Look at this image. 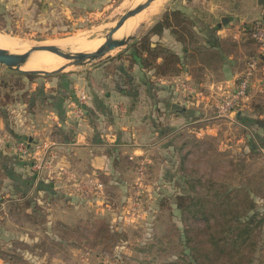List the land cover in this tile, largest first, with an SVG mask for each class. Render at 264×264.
I'll return each instance as SVG.
<instances>
[{
  "label": "crops",
  "instance_id": "0c3cea01",
  "mask_svg": "<svg viewBox=\"0 0 264 264\" xmlns=\"http://www.w3.org/2000/svg\"><path fill=\"white\" fill-rule=\"evenodd\" d=\"M181 9L172 15L190 17V56L179 55L176 70L169 74L142 65L140 59L112 57L49 78L35 75L30 79L28 74L15 71L24 77L21 86L18 78L0 82V208L27 198L31 204L25 208L30 210L36 206L45 212L41 199H49L50 207L56 204L51 201L62 200L65 207H77L79 202L81 209L82 202L74 203L69 192L76 186L81 194L93 196L94 180L89 177L99 179L110 194L121 190L128 193L136 181L135 163L141 159L147 167L154 164V171L158 170L160 188L168 167L158 169L156 163L162 165L161 154L174 146L168 137L179 128L177 125L190 124V162L194 166L190 165L191 191L225 194L246 188L253 202L251 213L263 212L264 194L259 193H264V183L259 182L264 177L244 185V173L237 169V162L263 146L264 60L238 111L218 117L214 101L215 96L234 89L246 59L258 52L257 43L244 27L256 19L264 20V6L258 0H190V8L183 5ZM170 25L162 27L160 35L149 36L151 46L163 45L176 54L189 50L173 35ZM161 61L159 57L157 62ZM3 68L13 71L0 64V75ZM181 83L191 86L192 97L186 95L187 88L179 89ZM82 93L87 94L88 101L79 118L71 108ZM174 103L181 109H174ZM20 141H28L31 150L36 144L48 145L56 153L55 165L63 166L66 172L51 174L49 182L40 180L39 176L49 173L37 174L29 167L31 160L17 150ZM201 158L209 162V169L197 166Z\"/></svg>",
  "mask_w": 264,
  "mask_h": 264
},
{
  "label": "rangeland",
  "instance_id": "374dc122",
  "mask_svg": "<svg viewBox=\"0 0 264 264\" xmlns=\"http://www.w3.org/2000/svg\"><path fill=\"white\" fill-rule=\"evenodd\" d=\"M142 1L144 0L135 3L127 2V0H76L67 3L61 0H0V32L18 39L20 42L18 46L23 48L43 42L60 41V39H66L79 32L91 31L94 28V30L100 28L99 37L105 39L108 31L116 25L125 11ZM183 5L189 9L190 0H157L153 2L149 8L142 12L141 21L144 20V24L128 45L115 48L82 67H88L112 57L131 59L130 54L127 53L128 50L137 45L143 47L144 41H148L153 33L161 32L160 30L165 26L169 28V24L173 28V35L182 41V45L189 47L188 51L184 48L186 51H180L178 55L183 56L184 54L183 57H189L190 17L172 15L177 11L181 13ZM151 47L155 52L162 50L173 52L172 49L163 45ZM257 47L259 53L258 44ZM23 48L19 51L24 52ZM62 48L66 51L71 50L67 47ZM261 67L260 62L253 82L259 77L258 72L260 73ZM73 70L76 69L68 67L64 73L60 74L67 75ZM15 71L3 68L0 82L3 81L6 84L18 78L20 85L25 83L22 74ZM39 76L49 78L48 75ZM182 84H179L178 87L180 86L179 89L184 91ZM179 89L177 88L178 91H180ZM177 126L179 128L172 133L170 138L168 137L173 141V148L166 152L167 154H161V157L164 156L162 165L156 163L158 169L164 165L168 167L166 173L162 172L165 178L160 188L157 184L159 177L156 172L158 170L154 171V164H150L151 168L147 167L149 165L145 164V159H141L135 163L136 181L128 193L121 190L110 194L103 187L100 190L95 189L94 195L91 197L81 194L75 186L74 191H70L69 195L74 203L82 202L81 209L78 207L79 202L76 203L77 207H74L73 204L72 207L70 204H66L65 207L61 205L62 200L51 201L56 204L54 207H50L47 204L49 199H41L45 212L25 208L23 207L25 202H22L20 207H13L11 204L9 207L7 206L9 202L4 204L0 208L1 263L187 264L190 262L198 264L193 257L194 253L195 256H200L201 261H206L209 264L210 259L203 255L201 249L203 243L199 246L197 244L199 239L197 228L205 226L203 218L206 215L203 214V210L209 212L213 208L210 207V201L206 208H190V197H192L190 195L195 196L199 193L203 197L207 196L209 199H213L210 196L214 192L202 191V189L199 192L191 191L190 165L194 166L193 161L190 162V124ZM153 151L152 153H155ZM211 154L216 153L212 152ZM166 155H168L167 159ZM205 161L201 158L196 164L204 170L209 164L208 161ZM153 162L155 161H150V163ZM237 169L244 173V185L245 183L254 184L255 177L264 176V146L258 153H252L250 157L244 158L240 164L237 162ZM72 175L73 173L69 176L72 177ZM52 176L45 175L38 178L49 182V178ZM65 178L71 181L69 177ZM73 179L75 180V177ZM64 183L72 185L68 181H64ZM228 183H230L228 186L232 184V182ZM259 194L262 196L264 193ZM181 196L184 198L182 202L188 207L177 205L181 201L178 197ZM50 208L52 209L50 210ZM183 208H185L184 214ZM80 216H84L82 220L77 219ZM46 219L47 221H45ZM99 221L109 223L111 226L108 233L107 231L103 232V235L107 237L105 238L109 239L107 241L95 242L93 238H89L92 233L89 227ZM189 225L190 228L192 227L190 231L192 234L191 246H194L191 251L184 243L182 236ZM210 225L215 229L219 227L211 221V224L205 226L207 231H210ZM262 229L264 230V226ZM199 232L202 234V231ZM27 233H30L28 239L26 238ZM112 236L113 238H111ZM105 243L108 244V247H105ZM255 261L258 264H264V233L255 254Z\"/></svg>",
  "mask_w": 264,
  "mask_h": 264
},
{
  "label": "trees",
  "instance_id": "16d2710c",
  "mask_svg": "<svg viewBox=\"0 0 264 264\" xmlns=\"http://www.w3.org/2000/svg\"><path fill=\"white\" fill-rule=\"evenodd\" d=\"M165 51L167 50L155 52L151 47L150 39H148V41H144L143 47L137 45L132 48V52L129 54L132 59H140L142 65L154 67L158 73L169 74L176 70L177 64L180 62L181 58L174 52ZM256 55L260 57L261 61L264 60V54L256 52ZM159 57L162 58L160 63L157 62ZM26 76L30 79L37 77L32 74ZM18 85L21 86L20 83H18ZM56 103L59 104V100H56ZM262 104L264 107V102H262ZM262 143L264 146L263 141ZM27 160L30 161L31 159ZM31 163L32 161H30L29 167ZM261 183H264V181L261 180L259 184ZM262 189H264V187L262 188L261 184V190ZM190 196H192L190 197V208H206L208 207L207 203L210 201V207L213 209L209 210V212L203 210V214L206 215L203 218V225L207 226L208 224H211V221L216 225H219L218 229H215L214 226L211 228L210 225V228L212 229H210V231H207L205 226L203 228H197L199 235L197 244L199 246L203 243V248L201 249L203 255L210 259L209 264H258L255 261V254L264 233V230L262 229L264 226V211H260L257 214L251 213L253 210V202L250 198V191L246 188H242L235 192H226L225 194L215 192L210 196L213 199H209L207 196L203 197L199 193L195 196ZM178 198L179 200L181 199V201H179L177 205L183 207L184 203L182 200L184 198L182 196ZM22 202H25L23 207L31 204V201L27 200V198L20 202L13 201L10 204L13 207H20L22 206ZM34 207L35 208L33 209L35 211L42 210V208L39 209L36 206ZM184 210L185 208L182 209L183 214L185 213ZM110 228V224L104 223L103 221L94 223L93 226L89 227V230H92L89 238H93L95 242L100 240L107 241L109 239H106L107 237L106 235H103V232L106 233L107 231L108 233ZM191 228L189 225V228L187 230L185 229L182 233L184 243L189 248V251L194 248V246H191ZM199 231H202V234ZM111 238H113V236ZM104 245L105 247H108L107 243ZM193 257L198 264H208L206 261H201L200 256H195L194 253ZM187 264L191 263L189 262Z\"/></svg>",
  "mask_w": 264,
  "mask_h": 264
},
{
  "label": "built area",
  "instance_id": "2783aa9c",
  "mask_svg": "<svg viewBox=\"0 0 264 264\" xmlns=\"http://www.w3.org/2000/svg\"><path fill=\"white\" fill-rule=\"evenodd\" d=\"M244 30H246L249 36L259 45V53L264 54V20L262 18L256 19L249 25L245 26ZM260 62L261 60L258 55L254 54L249 56L244 70L240 73L237 79L234 89L215 96L214 110L216 116L225 117L232 112L238 111L242 107L243 103L249 96L253 85V79ZM183 87L188 90L186 95L192 97L191 95L194 90L191 86L189 87L188 84L183 83ZM262 92L264 95V87ZM87 101V94L82 93L78 104L71 108L72 114L79 118L82 117L84 105ZM17 150L22 157L31 159V168L33 171L37 172V174L47 172L49 173L48 175H62L66 172V169L63 166L55 165L56 153L46 144H36L34 149L31 150L28 141H20L17 145ZM88 179L94 180L96 190L103 188V183L96 177H89Z\"/></svg>",
  "mask_w": 264,
  "mask_h": 264
},
{
  "label": "water",
  "instance_id": "95a60500",
  "mask_svg": "<svg viewBox=\"0 0 264 264\" xmlns=\"http://www.w3.org/2000/svg\"><path fill=\"white\" fill-rule=\"evenodd\" d=\"M153 1L155 0H144L135 7L126 10L125 13L119 18L116 25L108 31L105 37V41L94 50L74 52L71 50L66 51L61 47H59L58 45H54V44H36L31 46L29 49H27L22 53H16L0 47V64L5 65L10 69L26 74H33V75H53V74L64 73L68 67H74L75 69H79L82 66L101 58L102 56L106 55L115 48L128 45L130 41H132L136 37L135 35L136 32L144 24V22H141L134 29L133 33H129L126 36L115 37L114 33L119 28L122 27V25L125 23L127 19L136 16L142 13L147 8H149V6L152 4ZM258 3L264 6V0H258ZM35 51H49L55 53L60 57H63L66 60H68V62L65 63L63 66L52 71H47L42 69H31V70L22 69V66L27 62L29 57ZM173 108L181 109V106L178 103H174Z\"/></svg>",
  "mask_w": 264,
  "mask_h": 264
},
{
  "label": "bare ground",
  "instance_id": "6f19581e",
  "mask_svg": "<svg viewBox=\"0 0 264 264\" xmlns=\"http://www.w3.org/2000/svg\"><path fill=\"white\" fill-rule=\"evenodd\" d=\"M130 1L131 0H127V2H130ZM138 1L139 0H132L130 3H135ZM155 1H153V2H155ZM142 14L143 13H140L136 16H133V17L127 19L125 21V23L122 25V27L119 28L114 33V36L115 37H123L129 33H133L134 29L141 22H144V20L141 21ZM135 17H137V18L134 19ZM94 29L91 31L76 33V34L72 35L71 37H67L66 39H64V38L60 39V41L54 40L56 42H43L41 44H54V45H58L61 48L67 47L74 52L91 51V50H94L97 47H99L103 43V41L105 40L104 38L102 39L99 37L101 34L100 28L97 30H94ZM99 41H100V45H99ZM18 44H20L18 39L10 37L7 34L0 33V47L1 48H5V49H8V50H10L12 52H16V53H22L19 51V49H21L23 47H19ZM29 48H27L25 46L23 48V51H26ZM67 62H68V60H66L63 57H60L59 55H57L55 53H52L49 51H35L29 57L27 62L22 66V69H25V70L42 69V70L52 71V70H55V69L63 66Z\"/></svg>",
  "mask_w": 264,
  "mask_h": 264
}]
</instances>
